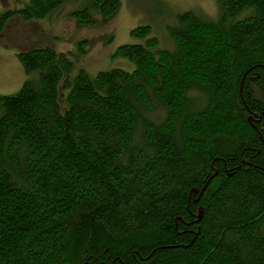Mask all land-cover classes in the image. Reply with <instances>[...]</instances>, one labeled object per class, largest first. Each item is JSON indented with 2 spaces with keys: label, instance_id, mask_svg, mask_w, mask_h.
<instances>
[{
  "label": "trees",
  "instance_id": "obj_1",
  "mask_svg": "<svg viewBox=\"0 0 264 264\" xmlns=\"http://www.w3.org/2000/svg\"><path fill=\"white\" fill-rule=\"evenodd\" d=\"M69 1L4 9L0 35ZM214 2L213 17L177 14L162 43L132 28L124 66L93 77L50 45L17 53L25 79L0 96V264H264V0ZM119 5L70 17L106 23Z\"/></svg>",
  "mask_w": 264,
  "mask_h": 264
},
{
  "label": "rangeland",
  "instance_id": "obj_2",
  "mask_svg": "<svg viewBox=\"0 0 264 264\" xmlns=\"http://www.w3.org/2000/svg\"><path fill=\"white\" fill-rule=\"evenodd\" d=\"M118 1L120 5L116 15L106 23L98 20L94 25L74 26L70 14L86 7L89 0H71L49 19L12 21L9 28L0 35V96L13 95L22 86L25 75L16 55L24 48L37 44L65 51L70 54L69 58L73 62V73L83 69L93 77L99 71L124 66V60L113 57V54L117 47L136 42L129 35L132 28L149 25L151 34L162 43L165 40V26L173 24L177 14L196 9L210 17L216 14L214 0ZM27 2L0 0V13L4 9L22 7ZM83 40L87 41V49L81 55L77 44Z\"/></svg>",
  "mask_w": 264,
  "mask_h": 264
},
{
  "label": "water",
  "instance_id": "obj_3",
  "mask_svg": "<svg viewBox=\"0 0 264 264\" xmlns=\"http://www.w3.org/2000/svg\"><path fill=\"white\" fill-rule=\"evenodd\" d=\"M194 192V191H193Z\"/></svg>",
  "mask_w": 264,
  "mask_h": 264
}]
</instances>
